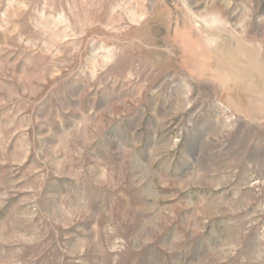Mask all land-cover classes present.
I'll use <instances>...</instances> for the list:
<instances>
[{"label":"rangeland","instance_id":"374dc122","mask_svg":"<svg viewBox=\"0 0 264 264\" xmlns=\"http://www.w3.org/2000/svg\"><path fill=\"white\" fill-rule=\"evenodd\" d=\"M0 264H264V0H0Z\"/></svg>","mask_w":264,"mask_h":264}]
</instances>
